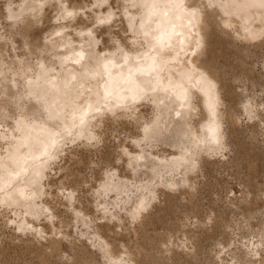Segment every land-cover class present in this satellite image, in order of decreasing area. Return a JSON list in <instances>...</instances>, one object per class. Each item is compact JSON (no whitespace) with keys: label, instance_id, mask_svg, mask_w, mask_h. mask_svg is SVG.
<instances>
[{"label":"bare ground","instance_id":"obj_1","mask_svg":"<svg viewBox=\"0 0 264 264\" xmlns=\"http://www.w3.org/2000/svg\"><path fill=\"white\" fill-rule=\"evenodd\" d=\"M29 1L30 0H23L25 5L28 6L27 8L31 10L32 14L26 15L24 19L18 20V22L16 21L14 23L6 24L9 30V33L7 34V39L11 41V51L9 52L7 48H5V50L3 51V54L0 55V229L4 228L5 226L6 228L7 226L9 227L8 223H10L12 224L14 229L17 230V233L19 232L18 233L19 235H23L24 233L26 234L31 233L35 237L37 236L39 239L46 241V244L43 243L42 244L43 246L41 245L42 248L44 249L43 250L44 256L42 254L43 258L41 260L43 259L51 260L52 259L51 261L53 262L58 261V260L61 262L62 261L64 262L67 260L68 264H71L72 260L82 257L81 256L82 254L80 255V252L78 253L77 250H81V252L83 250L82 253L84 256L90 255V253L86 254L85 252L86 250L85 246L87 245L91 246L92 252L95 253V255H99L103 259L104 258L103 257L104 246L118 245L122 250L126 252V258L129 264H145L147 262H149V264L150 262L152 264H159L158 261H160V258L158 257V255H154L153 253H150L149 251H152V250H148L149 247L146 250L142 249V247L145 244H147L145 243V241H147L148 244L150 242L151 245H152L151 242H153L150 239L152 237H150L149 234L146 235L147 234L146 225L149 223L148 221L153 220L152 216L154 217L155 211L158 213L160 212L154 209L156 207V203L157 202L160 203V201L162 200H165V201L169 200V197H171V196L169 197L167 196L168 198L162 199L163 197L162 198L160 197L159 190L163 192L162 196L163 195L166 196L167 193L164 192L166 190H162V189L166 188V189H170L171 191V189L175 190L177 188H180L179 186L181 185L184 186L185 184L183 183L185 181H188V180H185V178H187L186 174L188 172L196 173L197 171H200V169L202 171L203 170L202 168L204 167H202L201 165H204L205 163H210L212 161L211 158L213 157L216 158V156L218 157L219 154H222V152L225 151V149L227 150L228 146L231 145L229 143H233L234 141L237 140L238 142L237 141L236 142H237L238 150H239L237 151L240 152V149L242 148H239V144L243 142V141H240V136L242 135L241 134L242 128L245 124L243 123L242 125V122H241V119H243L242 116H244L242 115L243 113L246 115V117H248V120H250L249 124L246 125V127L250 125L249 127H247L249 128L247 129V131L249 130L248 132L250 133L251 138H252V140H249L250 142L252 141V143H250L251 148L249 147V144L247 146L250 149L245 148L244 145H247V144H244V143H243L244 145L241 144L243 145V148H245L244 149L245 153L251 152V153H248L249 156L247 154L246 156L244 153V156L249 158L252 155L250 157L252 159V162L250 158L248 159L247 162H251L252 166L254 167L256 166V164L258 165L256 161H259L258 159L264 157V144L262 145L261 144L262 141L260 142V140L262 139L260 140L258 139L259 141L258 140L256 141V136L253 135L254 128H257V130H259L262 127L264 128V119L260 118V111L257 110L258 107H255V104L253 105V111L255 112V116H256L255 119L251 118L252 112L245 110V106L248 104V97L249 95L252 96V94H250L247 89L248 85L246 87L244 83L243 84L239 83V85H237V88L234 86L236 85L235 82H240V81L245 82V80L247 79H250V80L251 78L254 79L255 71L253 70L252 67L248 69V67L244 66L243 67L244 72L246 73L244 76L240 74V77H241L240 78L239 75L235 74L237 76L234 77L235 75L233 74L234 75V76L232 75L233 77H228L227 73H219V68L217 67V58H216L217 47H218V43L220 42V39L218 37L220 36H224L226 39L229 38V40L234 44L232 46L233 47L236 46V48L240 49V51L242 52H245L252 46H255V47L261 46V48L264 47V40L259 38L261 33L264 32V24H261V20H262L261 10L258 8H251V7L244 6L242 3V0H237V4L235 6L229 3L228 0H225L223 6L219 8L218 10H216L215 12L209 9L208 12L210 13V15L205 16L204 12L200 11L197 13L196 17L189 16L187 11L182 12V11L175 9L171 5H166L165 3H163V0H160V2L155 3V4H153V0H108V4L106 5L101 4L96 7H93V5L97 4V0H92L91 3L86 2L84 3V5L82 4L72 5L73 9L80 10L82 13L79 16H74V19L75 18L77 19L78 17L79 20L80 19L86 20L88 26L92 25L94 18H109L110 17L109 23L104 24V25H96L95 27H93L92 35L89 36L88 35L89 27H86V25L81 26L79 24L78 27L73 26L72 28L73 24L71 25V23H73L76 19L74 20L72 18L74 21L71 22L70 24L68 21L64 22L63 19L62 20L58 19V17L60 16L59 5L62 2H64V0H57L58 1L57 6L55 7V11L57 12H55L54 14V17L56 20L52 21V19H49L52 28L48 30L47 32H45L44 35L39 39L35 35L36 29L38 28L40 29V27H42L45 24V21L48 22V20L46 19V13H45L46 8L48 6H52V3L55 0H40L39 2L37 0V1H34V3H30L31 1L30 2ZM189 2H192V0H189ZM195 2L197 4H200L202 0H195ZM7 10L9 12L10 17L17 16L15 15L16 13L10 4L7 6ZM225 13L228 14L227 19H225ZM223 23H231L233 27L230 29L224 28L222 26ZM119 24L120 26H117ZM74 25L76 26V24ZM115 26H117V28L119 27L120 29L119 28L118 29L121 30L123 34H118L119 30L117 31V34H116V32L114 31ZM245 28L249 29L250 33L255 35L257 38L256 39L245 38L248 35V33L244 31ZM56 33H61V35L57 36ZM119 33L121 32L119 31ZM4 36L5 34L3 35V37ZM100 36H102L101 37L102 42L100 41ZM19 39L21 40V42L19 41ZM181 41H183V43H181ZM100 43H102V46L104 47V51L101 50L99 46ZM33 46L36 47V52L32 51ZM242 49L245 51H243ZM53 51H56V52L53 53ZM177 51L179 52V57L176 59H173ZM248 52L250 53V51H247V53ZM22 53H24L25 55H22ZM76 53H81L83 55L84 60L82 61V63L89 69H91L93 66L92 64L89 63L90 57L94 58L93 63H95V60H99L102 63L105 57L113 61L116 66L109 65V71L111 72V78H109L107 75H105L103 79L99 77H87V78L82 77L80 74V66L72 63L73 60L78 58L75 55ZM193 53H195V55H193ZM125 55H127L128 57L127 63H125L124 61ZM25 56H27V58H25ZM239 56L241 57L242 55H239ZM29 57H36L37 59L32 61ZM161 58L164 61H167L166 64H162L165 71L161 75L170 76L173 80H178L181 76H183L184 73L188 72L189 69H192L194 70L196 74V79H202L205 86H207L208 82L214 85V89H213L214 95L218 100L217 121L219 123V129H220V144H216L212 142H202L199 145H196L193 141L189 140L187 132L180 131L179 127L177 126L176 124L177 118H175L174 116L170 118L169 110L172 107L171 105H168L167 109L163 111L162 116H161V108H164V105L151 104V103H145L147 104L146 105L147 107L145 106V104L143 105L144 108L146 107L145 109L139 106L140 109L138 107L137 111L133 113L131 117L127 113L118 114L116 117H110V114L104 111L106 107L108 108L112 107L111 101L106 102L103 98L106 79H111V81L114 84H118L119 87L127 89L128 87H130V85L125 83L123 78L128 77L129 72L131 71L132 78L133 80H135L136 77L138 76V73H136V69L142 68L145 70V75L141 77L140 79L144 81L152 79L155 82L156 76L149 75L148 69H149V66L152 65L153 59H156L157 62H159ZM242 58H244V55ZM26 59L30 62L24 63ZM240 62L243 64L244 60L243 62L242 61ZM36 64H44L45 68L49 71H47L45 74H42V72L34 66ZM245 64L246 63H244L243 65ZM262 73L260 76H262ZM241 75L243 76L244 79L242 78ZM73 76L76 77L75 80H72ZM257 76H259V74H257ZM253 79H252V82H253ZM260 79H262V77H260ZM163 82L166 84L167 79H165ZM192 82H195V81H189L187 83L190 84ZM253 86L255 87V85ZM9 92H11L13 95L9 96ZM6 99L11 101V103L6 104L5 103ZM154 99L165 100V94L160 93V95L158 97H154ZM37 100H40L41 102L37 104L36 103ZM81 102H85L86 105L91 104L93 108L101 109L100 114L95 116L94 119H88L86 117L89 125H95L94 129L88 128L87 131H85L83 128L79 126V112L77 111V109ZM165 104L167 105V100H165ZM197 108L198 110L190 115L189 117L190 122H188L185 125L187 128V131L191 132L193 137H196L198 135V129L204 124H206V122L209 119V112L207 108L206 98L202 97V103L200 106H197ZM201 108H202V111L199 110ZM45 109H48L49 111L54 109L56 113H59L61 117V121H62L61 127L62 128L67 127L72 132V136H68L67 134H62L63 138L61 137L56 138L58 141L56 147L49 149L50 156L33 159L31 157H38L39 153L35 151L29 152L27 144L32 143L37 137H39L40 139L45 138V133L42 132L41 130L42 126H44L45 118L47 115V112H45L44 116H42L41 112ZM74 112H75V119L73 118ZM153 114L160 117L163 121L166 122L162 124V128H165L166 132L161 134L159 141H153L152 143H150L149 147L146 149L141 148V150L135 153V155H142V158L133 161V160H129L123 155L124 149L127 147V145L124 144L123 143L124 141L122 142L120 139L121 143L119 142L120 143L119 145L121 146V149H120V152L116 160H118L117 162H121V160H123V163L121 162V166L122 164L125 165L126 167H124V169L125 168L128 169L127 171L128 173L127 172H126L127 174L123 173L124 171H121L119 169L121 167L119 165L120 163L118 164L120 167L117 164L111 167L110 169L112 172L111 176H107L105 174L104 169L102 171V174L104 175V177L102 176L101 177L103 178V180L100 179L99 183L96 184V187H95L96 189H94L92 193L95 197V203H96L95 204L96 209L94 210L98 209L100 212H102L101 213L102 217L98 216L99 219L101 218V220L94 221V219L96 218L93 215V213L91 212L92 215H89L90 213L88 214V212L85 211L87 210V208L85 210L82 208V204L85 205L84 202H82V204L79 205V207L75 206L76 205L75 203H78L79 201H81L79 200L76 202V199L78 198L80 199L79 196L78 198L63 199L64 196H62V193L65 196L68 193H76V190L80 188L78 186H82L84 183H86L87 180H90L89 179L90 176L87 177V180H84V178H81L80 175L76 176L75 172H72L71 170V167L74 165L73 164L74 161L73 163H71L73 164L72 166L70 165L69 162L72 161L73 159L76 160V156L83 155V154L77 155L78 154L76 153L77 149L73 150V152L71 151V154L68 153V160L66 161L67 162L66 164L65 162L63 166L61 163H60L61 165L59 164L60 167L58 166V168H61L60 171L61 173H63L62 175L63 177L59 179V182H58L59 185L53 186L56 184L52 185L50 183L51 173L49 174V170L52 171L55 165L58 164L59 160L63 159L62 156L64 154V151L66 150V148H68L67 146H69L70 143L73 144L75 142L78 143L81 141L82 146H79L80 144L76 146H71L73 148L78 147V150L87 149L86 151H88L91 149V147L94 150L93 148L94 146L98 150H103V147L106 144V141H105L106 138L104 140V136L108 134V133L105 134V132H107L106 130L109 129L110 126H113L111 125L112 124L111 122L121 121L122 125L123 123L124 125H126L125 123L127 122L129 125L131 124L132 126H134L136 128V129L134 128L136 131L137 126L146 119V116H152ZM137 115L139 116V119L136 118ZM4 116H8L9 119L5 120ZM246 122L248 123V121ZM74 123L77 125V127H72ZM108 124H110V126H108ZM117 124L119 127L120 123H117ZM122 125H120V127H124L125 129V126L124 125L122 126ZM263 128L261 129V132ZM132 130L133 129L130 128V131ZM89 132H91L92 135H95L98 138L97 143L93 144L90 141V139L88 138ZM110 133L109 135L111 136L112 133L111 134ZM244 134H247V133H244ZM261 134H263L264 136V130ZM199 135L202 137L203 133H199ZM258 135L260 138L261 135L260 134ZM243 136L245 135H242V137ZM247 137H249V135ZM229 138L231 140L233 139L234 141L232 140L233 142L232 141L230 142ZM132 139H137V137H135L134 135V132L132 135ZM103 141L105 144L102 143ZM19 145H25V146L18 148ZM107 147H106V152L108 150ZM168 147L171 150L165 149ZM231 149L229 150V152L231 151ZM84 151H82V153H84ZM128 151L131 152L132 149L128 148ZM100 153L102 152L100 151ZM108 153H111V151ZM237 153H234V155ZM106 154L107 153H105V155ZM242 154H240L242 157V160L246 161L247 158L244 160V157ZM65 155H67V153ZM106 156L108 157L110 156V154ZM111 156H112V153H111ZM237 156L236 157L234 156L235 159H238ZM107 157H106L105 163L103 162L104 160H102L103 164L109 163L108 162L109 158ZM253 157L255 158L253 159ZM113 158H111L112 160H109V161H113ZM81 159H82L81 157L80 159L77 157L78 161ZM99 159L101 160V158ZM218 160L221 161L222 159H218ZM240 160L239 159L234 160L232 158L230 160L232 162H229V163H233V162L240 161ZM91 161L94 162L96 160L91 159ZM214 161H212V163H214ZM225 161H227V159ZM260 161H263V158ZM75 164H76V161H75ZM239 164L237 165L239 166ZM245 164H248V163L245 162ZM259 164H261V162H259ZM240 165L243 166L244 162H243V165L242 163ZM249 165L251 166V164ZM238 166H235V167L237 168ZM250 166L248 168H250ZM259 166H258L257 172L259 171ZM94 167L95 169H97L96 168L97 164ZM246 168H247V165H246ZM252 168L253 167H251L249 171ZM88 169H91V167L90 168L88 167ZM75 171L77 172L79 170H75ZM253 171L255 172L256 170H253ZM142 172L146 174V176L144 175L146 178H144L143 176L144 180L140 178V174ZM9 173H12V175L10 176ZM250 174L252 173L249 172V176H251ZM256 175H258V173H256ZM262 175H263V172H262ZM249 176H248V179L251 180ZM253 176L255 178V174ZM258 176H256V179ZM254 178H252L251 181H253ZM245 179L247 178L242 177L241 180L245 181ZM256 179L254 181L255 183H256ZM168 180L170 181L168 182ZM195 180L197 179L195 178ZM250 180L249 182H251ZM69 181H71L73 184L72 185L67 184L69 185L68 187L66 183ZM51 182H52V179H51ZM71 182L69 183L71 184ZM95 182L97 181L95 180ZM190 182H193V181H190ZM195 182L192 184L194 185L196 184L195 187H197V185L199 184ZM246 182L247 181L243 183L239 182V184L240 183L245 184ZM260 182L262 184L264 181L263 182L259 181L257 184H260ZM253 184L249 183V186L251 185L253 189L255 187L256 189L259 188L261 192L255 193L257 190L251 189L252 187L251 186L248 187L247 184L245 185V188L244 186L242 187V185H240L242 187V189L241 187L240 189L243 190L244 188V190L242 192L239 190L241 192L240 196L235 195L236 202L238 200L237 205L232 203L233 200L231 202L232 203L231 205H236V208L239 209L237 210L238 214L239 212H241V214L243 215V217L242 216L241 217L244 219V221L247 222L246 223L247 226H249L248 221L250 219L252 220V218H254L255 220V217H257V221L259 219V226L257 225L256 228H255V225H253V223L252 224H250L251 222L249 223L250 224L249 229L251 227L252 234L253 233L258 234L260 233L261 229L264 228V187L260 188L257 186H262V185L254 186ZM51 185L57 188V191L53 190L54 194L50 190L51 188H53ZM129 185H131V187H128ZM183 186L181 188L185 187ZM133 188L136 190L135 193L132 192L131 190ZM187 188H189V186ZM192 188H194L193 185H192ZM48 189L51 192L48 191ZM184 189H186V187ZM191 190H189V193H188L189 195L193 194ZM190 191H191V194H190ZM21 192H23V196L25 198H21V195H20ZM82 193L88 194V192L86 193L82 192ZM82 193L81 195H83ZM48 195L51 196L50 200L47 199ZM112 195H115V196L112 197ZM110 196L111 198L109 199L108 197ZM192 197H194L195 199V196H192ZM185 198L186 196L184 197V200ZM187 198H186V201H188ZM81 199H84V198L81 196ZM189 199H193V198H189ZM194 199H193V202H196L198 200L197 196H196L197 200L195 201ZM61 200L62 201L65 200L66 205L68 206L69 204L71 206L70 207L71 211L67 209L68 213L73 212L74 213L73 218L76 219V222L81 221V223L87 227L86 230L89 229L88 227L93 226L92 224H95L94 225L95 227L94 228L92 227L93 231L92 233L90 232L91 234L87 233V231L85 232V230L83 231L82 229H81L82 231L79 232L81 233V235L83 236L85 235L88 238L87 241L84 240L86 242H89L85 246H83L84 245L83 242L79 244L78 246H76V243L72 242L75 239L71 240L69 238L72 232L69 234L70 230L68 231L63 228V227L67 228L66 226L70 224L71 218L69 220L67 219V216L69 215L68 214L65 215L67 212L65 213L66 209L64 207H63V209L65 210L64 212L62 211L61 213L60 212L61 210H59L61 214L57 213V210L62 205H64L62 204ZM170 200H172V198ZM178 201L179 200L177 199L175 202H178ZM189 201L191 204L193 203L191 202V200ZM141 202H143L144 210L139 211V212H134V210L137 209V207L141 204ZM167 202H165V204ZM178 203H179L178 205L180 206V204H182V200H181V203L180 201ZM172 204H171V207L174 206V204L177 206V203H174L173 205ZM198 204L197 202L196 204L194 203L195 206L193 207L195 211L197 208L196 206L199 207ZM83 207L85 208V206ZM166 207L163 209L164 211L166 210ZM214 207L211 209L214 211L218 210V209H214ZM218 207H219V204H218ZM231 207L228 209H231ZM160 208L161 206H159V210H161ZM236 208L234 206L233 209H236ZM168 209H171V208H168ZM173 209H176V207ZM179 209L180 208H178L177 210L178 212H179ZM233 209L229 212L227 211V215H229L228 213H231V215L234 214L232 213ZM177 211H175L174 213H177ZM214 211H211V212L214 213ZM95 212L96 211H94V213ZM100 212L98 214H100ZM163 212L161 210L160 213H163ZM168 212L171 213V211H166V213ZM216 212L217 214L212 218L213 219L211 222L212 224L209 223L211 226L209 229H204L203 224L201 225L200 223H198L202 219L200 220L197 216V219L195 221H197L198 224H194V226L197 227V225L199 226V224L200 226H202L203 229L202 228L200 229L201 234H199V231H197L198 227L196 231L194 227L195 232L193 231V233H190V231L192 230H190L189 228L190 230L189 231L187 228L186 229L183 228L186 226H183L182 229L180 230V233H182L183 237L182 236L180 237V235H178L176 239L175 236L177 235V232H179V229L175 227L176 225H174L175 224L174 223L173 224L174 226L172 225L173 228L175 227V229L178 230L177 232L175 231L176 235L173 236L170 233L169 235L167 233L162 234L161 232L162 235L160 234L158 235V236H161V239H159L160 237H158V239L160 240L159 241L160 244L158 245L159 242L154 243L155 241H157L156 240L157 238L155 239L153 237L155 239V241L153 242L154 244L153 247L155 246V244L158 245L157 248H159L161 245L162 247L161 250L160 248L158 249L160 250V252H162V254L160 253V255H163L164 257L165 256L170 257L172 260L177 259L176 262L178 263L180 261V260L178 261V259L180 258L178 257V255H181V254L182 255L185 254L186 256L190 255V257H194L193 258L194 260L195 259L198 260L199 258H197L198 257L197 255H199L198 253L199 251H201L200 250L201 248H199V245L201 243L200 238H199L200 235L201 236L205 235V236H208L209 238L211 237L212 239L213 238L218 239L219 238L218 235H220L221 238L218 240V242L221 245V248L218 249L216 253L214 252L215 249L212 248L213 252L215 253V255L213 256L214 258L216 255L219 256L218 258L220 259V264H225V260L222 256L223 250H227V255L230 257V259L227 261V264H236V262L241 260V254H243V264H251L252 261H255L256 264H261V259H260L258 250L252 249L253 251L257 252V255L255 256L249 255V249L251 248V245L252 244L259 245L260 243L259 239H257L256 236L254 235L252 239L249 236H246L245 234L239 233V231L242 232L243 229H241L237 231V233L238 235L242 234V236H239L238 238H236L237 239V240L235 239L237 241L236 242L234 240L235 237H233L230 234L232 233L231 231H233L231 230L232 229L231 225H233V223L230 222L231 219L225 218L226 220H228L229 222L228 223L224 218H222V214H220L221 211L220 212L216 211ZM223 212L224 211H222V213ZM212 213L210 215L215 214V213L214 214ZM190 214H193V213H190ZM174 215L177 216V214H174ZM90 216H94V217L91 218ZM185 216H188V215H185ZM185 216L183 217L182 215L183 217L182 221L186 218ZM234 216L236 215L234 214ZM238 216L239 215H237V218ZM52 217H55V219L53 220ZM209 217H212V216H209ZM43 218L48 220L47 224L41 221ZM155 218L157 217L155 216ZM56 219L58 221L57 224L61 225L60 227L55 223ZM236 219L234 221L235 224H236ZM241 220L242 219H240L239 222ZM124 221L128 222L129 224V225L127 224L126 227L124 226L125 231L129 236L130 234H133L135 236V240L137 241L138 239V242H139V240L142 237L140 235L141 237L140 238L138 235L141 234V232L144 235V233L146 232L145 236L150 237L149 240L145 239L144 241L145 244L143 246H140L141 244L139 243H138L139 245L135 243V245L129 246V243H130L129 241L131 240L132 242L133 240V239L129 240V238L127 239L128 242L126 240L128 244L124 242L125 240L123 242L120 241L121 239L117 240L118 239L117 235H119L118 237H120V235L124 233L125 231L119 234L120 231H118V229L116 228L118 226H121L124 223ZM101 222L106 224L105 228L101 226L102 225ZM97 223H100V224L98 225ZM201 223L205 224V222H201ZM176 224H179V223H176ZM182 224L183 223H181L180 226L179 225L177 226L181 228ZM238 224L235 226V228L237 226L238 228L240 227ZM241 224H242V221H241ZM110 225H113V227H111ZM29 226H31V229H29ZM170 227H171V224H170ZM61 228L62 230H60ZM148 229H149V226H148ZM244 229L246 228L244 227ZM167 230L169 229L167 228L166 231ZM151 232L153 233V231ZM156 232H158V230H156ZM175 232H173V234ZM243 232L246 233L245 230H243ZM17 233L15 235L16 237H17ZM53 233H55V241L53 239ZM154 234L156 236V233ZM232 234L236 235V233H232ZM61 236H63L62 241L60 240ZM9 237L11 238L12 236H9ZM9 237H7L8 240L10 239ZM21 237L22 236H19V238ZM42 237H46V238H42ZM121 237H124V236H121ZM3 238H2V241H3ZM25 239L24 241H26ZM202 239L203 238H201V241ZM208 239H207V242H208ZM242 239H245L246 242H242L243 241ZM251 239L253 240L252 243H251ZM29 240H27L26 242H28ZM21 241L19 242L21 243ZM64 241L65 242L68 241V243L70 242L69 244H71V250L73 251V252L71 251L72 252L70 254L71 257L66 255L69 258H65L64 254L61 253V249L63 248L62 244ZM19 242H18V245H20ZM8 243L7 245H10ZM23 243L24 242H22V244ZM231 243H233L234 245L232 246ZM66 244L64 243V245ZM219 244H216L215 246H219ZM25 245L27 246L30 244H24V246ZM229 245L232 246V248H230ZM11 246H13V243L12 245H10V247ZM36 246L34 245V247ZM81 246L85 248H82ZM147 246L148 245L144 246V248H146ZM200 246L203 247V245H200ZM89 247H87V249H89ZM36 248L39 249V246ZM42 248L40 250H42ZM3 249H4V246H3ZM3 249L0 251V254L1 252H3ZM26 249L27 248H25V251H27L29 247L27 250ZM37 249L36 251L34 250L36 252L34 254H36L37 257H42L40 256V254L37 255ZM9 251H12V250H9ZM28 251H30V253H33L31 252L30 249ZM13 252L16 253V250L14 251L13 249ZM13 252L11 253L8 252V255L9 253L12 254ZM4 254L5 252H3V255ZM13 255L12 257L15 256ZM95 255H91V258H92L91 261L93 259L95 260V257H96ZM202 255L204 254L202 253L201 256ZM93 256L95 257L93 258ZM53 258L57 260H53ZM9 260L6 259V261H3V258H1L0 264H9L8 262ZM191 260L190 262L194 263V260L193 261ZM91 261L88 263H86L87 262L86 261L85 264H89L91 263ZM28 262L29 261H25V264ZM49 262L50 261H48L47 264H49ZM23 263H24V260L22 263H19V264H23ZM93 263L96 264L95 262ZM101 264H103V260ZM194 264H196V262Z\"/></svg>","mask_w":264,"mask_h":264},{"label":"rangeland","instance_id":"obj_2","mask_svg":"<svg viewBox=\"0 0 264 264\" xmlns=\"http://www.w3.org/2000/svg\"><path fill=\"white\" fill-rule=\"evenodd\" d=\"M31 1V2H30ZM29 2L30 3H34V1H37V0H30ZM40 0H38V2H39ZM25 2V1H24ZM23 2V0H0V37H3V35L4 34H8L9 33V30H8V28H7V25L6 24H10V23H14V22H18V20H21V19H24L25 18V16L26 15H30V14H32V12H31V10L29 9V8H27L28 6L27 5H25V3ZM57 0H55L53 3H52V6H48L47 8H46V19L48 20V22H46L45 21V24L42 26V27H40V29L38 28V29H36V33H35V35L40 39L43 35H44V33L45 32H47L48 30H50L51 28H52V26H51V24H50V21H49V19H52V21H55L56 19H55V17H54V14H55V12H57V11H55V7L57 6ZM86 2H88V0H85V1H83V0H72V5H84V3H86ZM11 5V7H13V9H14V11H15V15H17V16H13V17H10V15H9V12H8V10H7V6L8 5ZM22 15V16H21ZM11 18V19H10ZM73 19H74V17H72ZM72 18H70V20H64V22H66V21H68L69 22V24L71 23V22H73L74 20L72 19ZM60 20H62V19H60ZM78 21V22H77ZM67 22V23H68ZM73 24V25H72ZM74 24H76V26L74 25ZM78 24V25H77ZM79 24L81 25V26H85V25H87V21L86 20H79V18L77 17V19L73 22V23H71V25H72V28H73V26L74 27H78L79 26ZM117 26H120V24L119 25H117ZM117 26H115L114 27V31L116 32V34H117V31L120 29L119 27V29L117 28ZM117 29V30H116ZM119 31L121 32V33H119ZM118 31V34H123L122 33V31L121 30H119ZM125 34V33H124ZM102 36H100V41L102 42V38H101ZM219 39H220V42L218 43V47H217V52H216V58H217V67L219 68V73H227L228 75V77H233L235 74H237V75H239V77H240V74H242L243 76L246 74L245 72H244V66L245 67H248V69L250 68V67H252L253 68V70L255 71L254 73H255V77H254V79L253 78H251V80L250 79H247V80H245V82H235V84L236 85H234L236 88H237V85H239V83L241 84H243L244 83V85L247 87V85H248V87H247V89H248V91H249V93L250 94H252V96L251 95H249V97H254L255 98V101L257 102L256 104H255V107H258V103H261V97H264V47H262L261 48V46H257V47H255V46H252V47H250L248 50H243V51H245V52H242V51H240V49H237L236 48V46H232V45H234L230 40H229V38H225L224 36H220V37H218ZM19 41L21 42V40L19 39ZM100 48H101V50L102 51H104V47L102 46V43H100ZM251 49V50H250ZM64 51V50H63ZM247 51H250V53L248 52L247 53ZM54 52H56V51H53V53ZM240 52H242V53H240ZM254 52V53H253ZM244 53V54H243ZM239 55H242L241 57L239 56ZM243 55H244V58H242L243 57ZM262 55V56H261ZM239 56V57H238ZM246 56V57H245ZM252 57V58H251ZM25 58H27V56H25ZM32 61L33 60H36L37 58L36 57H29ZM242 58V59H241ZM259 58V59H258ZM243 60H244V63H246L245 65H243L240 61H242L243 62ZM246 61V62H245ZM255 62V63H254ZM256 62H257V64H256ZM253 64V65H252ZM247 65V66H246ZM255 67V68H254ZM243 68V69H242ZM263 68V69H262ZM233 71H235V72H233ZM263 72V73H262ZM253 73V74H254ZM259 74V76L261 75V73H262V76H260V77H262V79H260V77L259 76H257V74ZM234 74V75H233ZM233 75V76H232ZM237 75H235L234 77H236ZM241 75V76H242ZM243 76H242V78H243ZM257 77V78H256ZM259 77V78H258ZM241 78V77H240ZM257 80H256V79ZM244 79V78H243ZM252 79H253V82H252ZM258 79H259V81H258ZM262 80V81H261ZM252 83H251V82ZM256 81V82H255ZM259 82V83H258ZM261 83V84H260ZM263 83V84H262ZM257 84H259V85H257ZM251 85V86H250ZM253 85H255V87L253 86ZM263 85V86H262ZM259 86V87H258ZM253 89V90H252ZM261 89V90H260ZM254 91V92H253ZM259 97V98H258ZM260 101V102H259ZM144 105V104H143ZM141 106V108L143 107V109H145L147 106V104H145V108H144V106ZM139 109H140V107H139ZM242 115H244V116H242V118L243 119H241V122H242V125H243V123H245L244 124V126H243V128H242V135H245V136H243L242 137V135L240 136V141H243L241 144H247V145H244L245 146V148H247V149H250L251 148V146H250V143H252V141L250 142L249 140H252V138H251V135H250V133L247 131V129H249V128H247V127H249V126H247L246 127V125H248L249 124V122H250V120H248V117H246V115L243 113ZM246 121H248V123L246 122ZM110 123V122H109ZM112 124L111 125H113V126H110V124H108V126H110L109 127V129H107L106 131L107 132H105V134L106 133H108V134H106L105 136H107V137H105L104 135V140H105V138H106V144L104 143V141L102 142L103 144H105V146L103 147V150H105V151H103V150H98V149H96L95 148V146L93 147L94 148V150L92 149V147H91V149L90 150H88V151H86L85 149V151L82 149V150H78V147L77 148H73V147H71V146H76V145H79V146H82V142L80 143V142H75V143H73V144H69V146H67L68 148H66V150L64 151V154H63V159H61V160H59V162H58V164H56L55 165V167H54V169L51 171V170H49V174L51 173V177H50V183L53 185V184H56V185H53V186H57V185H59L58 184V182H59V179L60 178H62L63 176V173H61V171H60V169L61 168H58V166H59V164L61 163L62 164V166H63V164H64V162H65V164L67 163L66 161L68 160V153H70L71 154V151L73 152V150H76L77 149V151H76V153H78L77 155H82V156H76V160L75 159H73L72 161H70L69 163H70V165L72 166L73 164V166L71 167V170H72V172H75V175L76 176H79L80 175V177L81 178H84V180H87V177L88 176H90V177H92V178H90L89 177V179L90 180H87L86 181V183H84L83 185H85V186H78V187H80L78 190H76V193L78 194V196L80 197V199L78 198V199H76V202L77 201H79V200H81V201H79L78 203H75L76 205L75 206H78L79 207V205H81L82 204V202H84L85 203V205L84 204H82V208L85 210L86 208H87V210H85V211H87L88 212V214L89 215H92V213H93V215L95 216V218L96 219H94V221H96V220H101V218L99 219V217L98 216H100V217H102V212H100L98 209L97 210H94V209H96V203H95V197H94V195L92 194L93 193V191H94V189H96L95 187H96V184H98L99 183V181H100V179H98V177H104V175L102 174V171H103V169H101V167H100V164L102 163V160H104L103 162L105 163V160H106V155H109L110 154V156H111V153H112V156L110 157V156H108L107 158H109L108 159V162H109V160H112L111 158H113V157H115V158H113V162H114V165H118L119 163V165L121 166V162L123 163V160H121V162H117L118 160H116L117 159V157H118V154H119V152H120V149H121V146L119 145L120 143H121V141L124 143V144H126L127 145V143H128V141L130 140V139H132V135H133V132H135V127L134 126H132L131 124L129 125L127 122L125 123L126 125H124V123H123V125L125 126V129H124V127H120V125H122V122L121 121H113V122H111ZM114 123V124H113ZM116 123V124H115ZM117 123H120L119 124V127H118V124ZM117 127H116V126ZM122 125V126H123ZM115 129H114V128ZM128 127V128H127ZM262 127V126H261ZM106 128V127H105ZM112 128V129H111ZM123 128V129H122ZM130 128L131 129H133L132 131H130ZM135 128V129H134ZM263 128V127H262ZM262 128H258L259 130H257V128H254V133H253V135H255L256 136V141L259 139H262V140H260V142L262 141V142H264L263 141V134H261L262 132H263V130H264V128H263V130H262V132H261V129ZM113 130V131H111V130ZM110 130V131H109ZM125 130H127V131H125ZM244 130H245V132H244ZM109 131V132H108ZM260 131V132H259ZM112 134H111V133ZM126 132V133H125ZM259 132V133H258ZM109 133L111 134V136L109 135ZM244 133H247L248 135H249V137H247L248 135L247 134H244ZM260 134L261 136H260V138H259V135L258 134ZM131 134V135H130ZM257 134V135H256ZM127 135V136H126ZM247 135V136H246ZM254 136V137H255ZM245 137V138H244ZM262 137V138H261ZM242 138H244V139H242ZM248 138V139H247ZM250 138V139H249ZM120 139H121V141H120ZM107 140H108V142H107ZM233 140V139H232ZM230 138H229V141L231 142L232 141ZM246 140H247V142H246ZM258 140V141H259ZM229 141H228V143H229ZM234 141V140H233ZM232 141V142H233ZM237 141V140H236ZM236 141H234L233 143H229V144H231V145H229L230 146V148H229V146H228V148H227V150L225 149V151H223L222 152V154H219L218 155V157L216 156V158L215 157H213V158H211V160L212 161H214V163H212V161L210 162V163H203L204 165H201L202 167H204V168H202L203 170V172L201 171V169H200V171H197L196 173H193V172H188L187 174H186V177L187 178H185V180H188V181H185L183 184H185L184 186L186 187V189H184L185 187L183 186V185H181V186H179L180 188H177V189H171V191H170V189H166V188H164V189H162V190H166V191H164L165 193H167L166 194V196H162V193L163 192H161V190H159L160 191V197L162 198V199H166V198H168L169 196H171V197H169V200H162V201H160V203L159 202H157L156 203V207L154 208L155 210H157V211H160L161 212V210H162V212L164 211L163 209L166 207V210L164 211L165 212V214H164V212L163 213H158V212H156L155 210V215H154V217L152 216V218H153V220H151V221H148L149 223H151V224H147L148 226H149V229H148V226L146 225V227H147V234H146V232L144 233V235H143V233L141 232V234H139L138 236L140 237V235H141V239L139 240V242H138V239H137V241L135 240V236L133 235V234H130V236L126 233V231H125V227L127 226V224H128V222H126V221H124V223L121 225V226H125L124 228L123 227H121V226H118L116 229H118V231H120L119 232V234H121V232H124V233H122L121 235H120V237H118L119 235H117V240H119V239H121L120 241L121 242H123L124 240V242H126V240L129 238V240L130 239H133L132 240V242H131V240L129 241L130 243H129V246L130 245H135V243L137 244V245H139V244H141L140 246H143L145 243H147V244H145L144 246H146V245H148L146 248H144V246L142 247V249H147L148 247V250H152V251H149L150 253H153L154 255H158V257L160 258V261H158L159 262V264H187V262H188V264H192L193 262H190V260L191 261H193L194 259V257H190V255H188V256H186L185 254H181V255H178V257H180L179 259H178V261H179V263L178 262H176V260L177 259H173V260H175V261H173L170 257H164L163 255H160V253L162 254V252H160V250H161V245H160V250H158L159 248H157V246L160 244V240L159 239H161V236H158L159 234L160 235H162V234H165V233H167L168 235H169V233L170 234H172L173 236H175L176 235V232L178 231L177 229H179V232H177V235L175 236L176 237V239H177V236L178 235H180V237L182 236V233H180V230L182 229V227L183 226H186V227H183V228H187L188 230H189V228H190V230H192V231H190V233H193V231H194V224H198V223H200L201 225L203 224V227H204V229H209L211 226H210V224L209 223H211L212 222V218L217 214V212L216 211H221L220 212V214H222V218H229V219H231L230 220V222L231 223H233V225H231L232 226V229L231 230H233V231H231L232 233H236V235L235 234H232V233H230L233 237H235L234 238V240L236 239V238H238L239 236H242V234H245L244 232H243V230H245V232L247 233V235L246 236H249L250 238H252L253 239V234H252V232H251V227H250V229H249V226H250V224H252L253 223V225H255V228H256V226L258 225L259 226V219H258V221H257V217H255V220H254V218H252V220L250 221H248L249 223H248V225L249 226H247V222L246 221H244V219L242 218L243 217V215L241 214V212H239V214H238V211L237 210H239V209H237L236 208V205H237V203H238V200H237V202H236V196H240L241 194V192L244 190V188H245V185L247 184V186L248 187H250L249 186V183H251V184H253L254 186H257V185H262V186H257V187H260V188H263L264 187V168H262V167H264V157H262L263 158V161H260L262 158H260V159H258L259 161H256L257 163H258V165L256 164V166L254 167V166H252V159L250 158V160H251V162H247L248 161V157H246L247 155H248V153H251V152H246L245 153V148H243V145H241V144H239V148H242V149H240V152H238L239 150H238V145H237V142ZM248 141H249V143H248ZM120 142V143H119ZM236 142V143H235ZM246 142V143H245ZM261 142V144L263 145L264 143H262ZM114 143V144H113ZM101 144V143H100ZM102 144V145H103ZM248 144H249V147H247L248 146ZM101 145V146H102ZM107 145H108V147H107ZM237 147H236V146ZM113 146V147H112ZM233 146V147H232ZM106 147H107V152H106ZM72 148V149H71ZM110 148V149H109ZM117 150H116V149ZM161 148H163V147H161ZM232 148V149H231ZM235 148V149H234ZM165 149H167V150H171V149H169V147L168 148H165ZM231 149V151L229 152V150ZM247 149H246V151H247ZM112 150H116L117 151V153H116V151L114 152V151H112ZM234 150V151H233ZM239 153V155H238V153L236 152V151ZM82 151H84V153H82ZM89 151H91V152H89ZM98 151V152H97ZM100 151L103 153V155L105 156V158H104V156L102 155V153H100ZM111 151V153H108V152H110ZM233 151V152H232ZM242 151H244V152H242ZM88 152V153H87ZM95 152V153H94ZM114 152V153H113ZM168 152V151H167ZM228 152V153H227ZM67 153V155H65ZM81 153V154H80ZM100 153V154H99ZM105 153H107L106 155H105ZM234 153H237V154H235L234 155ZM243 153V154H242ZM244 153H245V155L246 156H244ZM69 154V155H70ZM116 154V155H115ZM229 154H230V156H232V157H230L229 156ZM240 154H242L243 155V157H244V160L246 159V161H243L242 160V157H241V155ZM103 156V158H102V156ZM114 155V156H113ZM222 155V156H221ZM239 157H238V156ZM98 156V157H97ZM220 156V157H219ZM229 156V157H228ZM237 156V158L241 161H236V162H233V163H229V162H232V161H230L232 158L234 159V160H238V159H235V157ZM249 156V155H248ZM256 156V155H255ZM61 157V158H62ZM77 157L80 159V157L82 158L81 160H77ZM94 157V158H93ZM97 157V158H96ZM67 158V159H66ZM99 158H101V160L99 159ZM255 157H253V159H254ZM65 159V160H64ZM91 159L92 160H96V161H94L96 164H97V169H95V167L94 166H96V164L93 162V161H91ZM218 159H222L221 161L220 160H218ZM227 159V161H225ZM90 162H88V161ZM116 162H115V161ZM229 160V161H228ZM249 160V161H250ZM73 161H74V163H73ZM75 161H76V164H75ZM78 161V162H77ZM100 161H101V163H100ZM120 161V160H119ZM86 162H88V163H86ZM99 162V163H98ZM216 162V163H215ZM222 162H224V163H222ZM225 162H227V163H225ZM243 162H244V165H243ZM245 162L246 163H248V164H245ZM259 162H261V164L263 165H261V164H259ZM263 162V163H262ZM71 163H73V164H71ZM92 163H94V164H92ZM242 163V165L243 166H241L240 164ZM60 164V165H61ZM212 164V165H211ZM230 164V165H229ZM232 164H233V166H232ZM237 164H239V166L237 165ZM249 164H251V166L249 165ZM118 165V166H119ZM128 165V164H127ZM209 165V166H208ZM246 165H247V168H246ZM250 166V168L251 167H253L252 169L253 170H256L255 172L252 170H250L249 171V169L250 168H248L249 166ZM262 166V167H260V166ZM99 166V167H98ZM119 166V167H120ZM230 166V167H229ZM234 168H232V167ZM235 166H238L237 168L235 167ZM241 166V167H240ZM258 166H259V171L257 172V170H258ZM60 167V166H59ZM76 167V168H75ZM88 167L90 168L91 167V169H88ZM94 167V168H93ZM124 167H126L125 165H123L122 164V166L119 168L121 171H124L123 173H126L127 171H128V169H124ZM240 167V168H239ZM100 168V169H99ZM206 168V169H205ZM240 170H239V169ZM256 168V169H255ZM82 169V170H81ZM94 170V172H95V174H94V172H93V170ZM235 169H237V170H235ZM248 169V170H247ZM75 170H79V171H75ZM90 170V171H89ZM126 170V171H125ZM210 170V171H209ZM236 172H235V171ZM244 170V171H243ZM260 170H262V171H260ZM88 171V172H87ZM205 171V172H204ZM209 172V173H207V172ZM80 172H81V174H80ZM201 172V173H200ZM249 172H251L252 174H250L251 176H249ZM254 172V173H253ZM260 172V173H259ZM262 172H263V175H262ZM77 173H79V174H77ZM84 173V174H83ZM128 173V172H127ZM126 173V174H127ZM205 173H207V174H205ZM237 173V174H236ZM256 173H258V175L261 177H259L258 175H256ZM56 174V175H55ZM197 174V175H196ZM202 174H204V175H202ZM236 174V175H235ZM246 176H245V175ZM247 174H248V176L251 178V180H252V178H254V174H255V178L253 179V181H251L250 179H248V176H247ZM55 175V176H54ZM58 175V176H57ZM86 175V176H85ZM130 175V174H129ZM146 176V174L145 173H141L140 174V178L141 179H143L144 180V178H146L145 176ZM239 175H240V177H239ZM244 175V176H243ZM262 175V176H261ZM59 176H61V177H59ZM85 176V177H84ZM143 176H144V178H143ZM256 176H258L257 177V179L258 178H260V179H258V181H257V179H256ZM58 177V178H57ZM242 177L243 178H247V179H245V181H247L245 184H242L243 182H245V181H242L241 179H242ZM54 178V179H53ZM86 178V179H85ZM95 178V179H94ZM195 178L197 179V180H195ZM237 178V179H236ZM241 178V179H240ZM51 179H52V182H51ZM93 179V180H92ZM199 179V180H198ZM255 179H256V183L254 182L255 181ZM95 180L97 181V182H95ZM239 180V181H238ZM244 180V179H243ZM249 180L251 181V182H249ZM170 180H168V182H169ZM190 181H193V182H190ZM196 181V182H195ZM238 181V182H237ZM259 181H262L263 183L261 184V182H260V184H257ZM69 182H71V181H69ZM69 182H67L66 183V185L67 184H69V185H72L73 183L71 182V184L69 183ZM197 183V184H199V185H197V187H195L196 186V184L194 185V184H192V183ZM199 182V183H198ZM208 182V183H207ZM239 182H242V183H240L239 184ZM249 182V183H248ZM253 182V183H252ZM190 184V185H189ZM208 186H207V185ZM211 184V185H210ZM51 185V186H52ZM69 185H67L68 187H69ZM94 185V186H93ZM192 185L194 186V188H192ZM240 185H242V187L244 186V188H243V190H241L242 189V187L240 186ZM52 186V187H53ZM93 186V187H92ZM184 187V188H181V187ZM189 186V188H187ZM77 187V188H78ZM85 187V188H84ZM97 187H98V185H97ZM128 187H131V185H129ZM209 187V188H208ZM240 187H241V189H240ZM252 187V186H251ZM49 188V187H48ZM76 188V189H77ZM82 188V189H81ZM93 188V189H92ZM56 189V190H55ZM84 189H85V191H84ZM91 189V190H90ZM192 189V190H191ZM225 189H227L228 190V192L230 193V195L229 194H223L224 192H225ZM251 189H253V187L251 188ZM255 190H257L255 193H257V192H261L260 190H259V188L258 189H256V187L254 188ZM253 189V190H254ZM51 191H52V193L54 194V191H57V188L56 187H53V188H51L50 189ZM49 189H48V191H50ZM54 190V191H53ZM81 190H83V191H81ZM132 190V192H136V190L133 188V189H131ZM167 190H169V191H167ZM189 190H191L192 191V193L193 194H191V191H190V194L192 195V196H195V199H194V197H192L191 195H189L188 193H189ZM241 192H240V191ZM50 191V192H51ZM82 192H88V194L86 193V194H84V193H82L83 195H81V193ZM92 191V192H91ZM172 191H174V192H172ZM188 191V192H187ZM239 191V192H238ZM184 192V193H183ZM80 193V194H79ZM168 193H170V194H168ZM171 193H172V195H171ZM254 193V194H255ZM187 194V195H186ZM86 195H88V196H86ZM188 195H189V197H188ZM234 195V196H233ZM236 195V196H235ZM81 196L85 199H81ZM86 196V197H85ZM115 195H112V197H114ZM168 196V197H167ZM172 196H174V197H172ZM186 196V198H187V200L188 201H186V198H185V200H184V197ZM191 196V197H190ZM196 196H197V199H196ZM49 197V198H48ZM90 198H92V199H90ZM109 199L111 198V196L110 197H108ZM160 198V199H161ZM172 198V200H170ZM189 198H193L196 202H197V204L199 205V207L198 206H196L197 208H196V211L194 210V207L193 206H195L194 205V203L196 204V202H193V199H189ZM47 199L48 200H50L51 199V196L50 195H48L47 196ZM63 199H65V198H63ZM62 199V200H63ZM175 199V200H174ZM179 200L180 201V203H181V200H182V204H180V206L178 205L179 203V201L178 202H175L176 200ZM234 199H235V201H234ZM61 200V201H62ZM82 200H84V201H82ZM93 200H94V202H93ZM157 200H159V199H157ZM189 200H191V202H193L192 204L190 203V201ZM232 200H233V202H232ZM87 201H89V202H87ZM91 201V202H90ZM167 201H169V202H167ZM171 201V202H170ZM184 201H185V203H184ZM216 201V202H215ZM63 202H65V203H63ZM162 202V203H161ZM165 202H167L166 204H165ZM234 203V204H236V205H231L232 203ZM236 202V203H235ZM80 203V204H79ZM88 204V206H87V204ZM92 203H93V205H95V206H93L92 205ZM169 203H177V206L174 204V206L176 207V209H173V208H175L174 206H172L171 207V204H169ZM62 204H64V205H62L58 210H57V213H62V211L64 212L65 210L63 209V207L66 209V211H65V215H69V216H67V219L69 220L70 218H71V222H70V224L69 225H67L66 227L68 228H65V227H63L64 229H66V230H70L69 231V234L71 233V236H69V238L71 239V240H74V241H72V242H75L76 243V246H78L79 244H81L82 242H83V246H85L87 243H89V242H86L87 241V237L84 235H81V233H79L80 231H84L85 230V232L87 231V233H89V234H91L92 233V231H93V228L95 227L94 225L95 224H92L93 226H90V227H88L89 229L88 230H86L87 229V227L86 226H84L82 223H81V221H77L76 222V219L75 218H73L74 216V213L73 212H69L68 213V211H67V209H69V211H71L70 210V205L68 204V206L66 205V201L64 200V201H62ZM91 204V205H90ZM158 204H160V205H158ZM167 204H169V205H167ZM172 204V205H173ZM185 204V205H184ZM190 204V205H189ZM218 204H219V207H218ZM158 205V206H157ZM164 206V208H163V206ZM201 205V206H200ZM215 207H217V208H215ZM232 207H231V206ZM83 206H85V208L83 207ZM159 206H161V210H159ZM168 206H170V207H168ZM179 206V207H178ZM234 206H235V208L236 209H233L234 208ZM69 207V208H68ZM180 208L179 209V212L177 211L178 210V208ZM203 207V208H202ZM208 207V208H207ZM214 207V209H218V210H212L211 208H213ZM231 207V209H228V208H230ZM62 208V209H61ZM80 208H81V206H80ZM158 208V209H157ZM168 208H171V209H168ZM193 209V210H192ZM233 209V211H232V213H234L236 216H234V214H232L231 215V213H228L229 215H227V211L229 212V211H231ZM59 210H61L60 212H59ZM172 210H173V212H172ZM177 211V213H174L175 211ZM90 211V212H89ZM94 211H96L95 213H94ZM166 211H171V213H166ZM181 211V212H180ZM185 211H187V212H185ZM189 211H190V213H193V214H190L189 213ZM194 211V212H193ZM211 211H214V213H212ZM222 211H224L223 213L225 214H223L222 213ZM226 211V212H225ZM237 211V212H236ZM92 212V213H91ZM100 212V214H98ZM197 212V213H196ZM60 213V214H61ZM71 213V214H70ZM158 215H157V214ZM179 213V214H178ZM196 213V214H195ZM214 214V215H210V214ZM96 214V215H95ZM161 216H160V215ZM162 214H163V216H162ZM174 214H177V216L176 215H174ZM165 215V216H164ZM182 215H183V217L185 216V215H188V216H185L186 218V220H185V222H184V220L182 221ZM196 217H195V216ZM237 215H239L238 216V218H237ZM72 216V217H71ZM94 216H90L91 218L92 217H94ZM155 216L157 217V218H155ZM158 216H159V218H158ZM176 216V217H175ZM194 216V217H193ZM197 216H198V218L201 220V221H199L198 223H197V221H195L196 219H197ZM209 216H212V217H209ZM218 216V215H217ZM227 216V217H226ZM231 216H233L234 217V219H233V217H231ZM242 216V217H241ZM98 217V218H97ZM190 217V218H189ZM170 218V219H169ZM175 218V219H174ZM177 218V219H176ZM180 218V219H179ZM192 218V219H191ZM238 220H237V219ZM180 221H179V220ZM235 219H236V224H235ZM240 219H242L241 221H242V224H241V221L239 222V220ZM75 220V221H74ZM165 220H167V221H165ZM169 220V221H168ZM176 220H178V221H175ZM226 220V219H225ZM253 220H254V222H253ZM42 222H44L45 224H47V222H48V220H46L45 218H43L42 220H41ZM46 221V222H45ZM97 221V222H98ZM189 221V222H188ZM227 222H228V220H226ZM237 221H238V223H237ZM57 219L55 220V223L57 224ZM75 222V223H74ZM126 222V223H125ZM153 222V223H152ZM173 222V223H172ZM201 222H205V224L204 223H201ZM243 222H245V223H243ZM102 223V222H101ZM175 223V224H174ZM176 223H179V224H176ZM181 223H183L182 225H181V228L179 227L180 226V224ZM186 223V224H185ZM229 223V222H228ZM60 224V223H59ZM78 224V225H77ZM98 225L100 224V223H97ZM169 224V225H168ZM170 224H171V227H170ZM176 225L175 227L177 228V229H175V227L173 228V226L174 225ZM200 224H199V226L197 225V227H198V230L197 231H199V234H201V228H202V226H200ZM212 224V223H211ZM239 225L240 227L238 228V226L235 228V226L236 225ZM244 224V225H243ZM8 225H9V227L7 226V228H6V226L4 227V228H1L0 229V251L3 249V246H4V249H3V252H5V254L7 255H3V252H1V254H0V257L1 258H3V261H6V259H10L8 262H9V264H19V263H22L23 262V260H24V263L23 264H25V261H29L28 263H26V264H47L48 263V261H50L49 262V264H64V262L62 261H55V262H53V261H51V260H41L42 258H43V256H44V252H43V248H42V244L44 243V244H46V241H43V240H41V239H39L37 236L35 237L34 235H32L31 233L30 234H26V233H24L23 235H19L18 233H17V230L16 229H14V227L12 226V224H10V223H8ZM11 225V226H10ZM58 225V224H57ZM76 225V226H75ZM105 223H102V227L103 228H105ZM129 225V224H128ZM152 225V226H151ZM164 225H165V227H164ZM173 225V226H172ZM177 225H179V226H177ZM190 225V226H189ZM241 225H242V227L244 226L246 229H244V227L242 228L241 227ZM253 225H251V226H253ZM59 227L61 226V225H58ZM111 227H113V225H110ZM168 226V227H167ZM189 226V227H188ZM193 227V229H192V227ZM207 226V227H206ZM50 227V226H49ZM70 227H71V229H70ZM79 227V228H78ZM170 227V228H169ZM179 227V228H178ZM197 227H195V231H196V229H197ZM13 230H12V229ZM51 228V227H50ZM152 230H151V229ZM169 229V230H167L166 231V229ZM173 229V231H172V229ZM234 228V229H233ZM258 228V227H257ZM80 229V230H79ZM82 229V230H81ZM91 229V230H90ZM121 229V230H120ZM122 229H124V230H122ZM170 229H171V231H170ZM175 229V230H174ZM203 229V228H202ZM238 229V230H237ZM241 229H243L242 230V232L241 231H239V230H241ZM248 229V230H247ZM60 230H62V228L60 229ZM59 230V231H60ZM150 231V233H149V231ZM156 230H158V232H156ZM163 230V231H162ZM166 232H165V231ZM15 231H16V233H17V237L15 236L16 235V233H15ZM76 231V232H75ZM151 231H153V233L151 232ZM170 231V232H169ZM176 231V232H175ZM194 231V232H195ZM237 231H239V233H242V234H240V235H238V233H237ZM9 232V233H8ZM14 232V233H13ZM91 232V233H90ZM161 232H162V234H161ZM173 232H175L174 234H173ZM75 233V234H74ZM77 233V234H76ZM127 235H126V234ZM154 233H156V236H155V234ZM4 234H5V236H4ZM26 234V235H25ZM74 234V235H73ZM124 234V235H123ZM145 234L146 235H150V237H154L157 241H155V239L153 238H150V237H148V236H145ZM152 234V235H151ZM197 234H198V232H197ZM25 235V236H24ZM31 235H32V237H31ZM73 235V236H72ZM125 235H126V237H125ZM9 236H15V237H13V239H12V237L10 238ZM19 236H22L21 238H23V239H21V238H19ZM30 236V237H29ZM121 236H124V237H121ZM144 236V237H143ZM3 237H5V238H3ZM7 237H9L10 239V241L8 240V238ZM25 237H26V239H25ZM73 237H75V238H73ZM147 237V238H146ZM158 237H160L159 239H158ZM183 237V236H182ZM215 237H217V236H215ZM218 239H217V241H216V239L215 238H209L208 236H205V235H200V245H203V247L202 246H200L199 245V248H201L200 250L201 251H199V255L201 256V254L203 253L204 255H202L201 256V258H200V256L199 255H197L196 257L197 258H199L198 260L197 259H195L194 260V263L196 262V264H218V262H219V264H220V259L218 258L219 256L218 255H216L215 256V258H214V256L213 255H215V253H216V251H218V249H220L221 248V245L219 244V242H218V240L221 238L220 237V235H218ZM2 238H3V241H2ZM16 238V239H15ZM28 238V239H27ZM30 238H32V239H30ZM37 239V241H36V239ZM73 238V239H72ZM125 238V239H124ZM149 238L154 242V243H158V245H156L155 244V246L153 247V242H151L152 243V245L150 244V242H149V244H148V242L147 241H145V239H147V240H149ZM201 238H203L202 239V241L204 240L205 241V239L207 238H209L208 239V242H207V239H206V241L204 242H202L201 241ZM205 238V239H204ZM7 239V240H6ZM15 239V240H14ZM19 239H21V240H19ZM24 239L27 241V240H29L28 242H26V241H24ZM225 239V238H224ZM224 239H222V240H224ZM251 239V243H252V240ZM32 240V241H31ZM84 240H86V241H84ZM135 240V241H134ZM150 240V241H151ZM237 240V239H236ZM235 240V241H236ZM243 241L242 242H246V240L245 239H242ZM11 241H12V243H13V246H11L10 247V245H12V243H11ZM19 241H21V243L19 242V244L20 245H18V242ZM31 241V242H30ZM144 241H145V243H144ZM210 241V242H209ZM9 242V243H8ZM16 242V243H15ZM22 242H24L23 244H22ZM34 242V243H33ZM38 242H39V244H38ZM127 242H128V240H127ZM126 242V243H127ZM218 242V243H217ZM225 242V241H224ZM237 242V241H236ZM2 243H3V245H2ZM7 243L8 244H10V245H7ZM64 243L66 244V243H68V241H64L63 242V244H62V246H63V250L61 249V253H63L64 254V256H65V258H69V257H71L70 256V254L73 252L72 250H71V244H66V245H64ZM132 243V244H131ZM139 243V244H138ZM205 243V244H204ZM15 244H17V245H15ZM24 244H30V245H27L28 247H29V249L31 250V252H33V253H30V251H28L29 249H28V247L25 245L24 246ZM128 244V243H127ZM216 244H219V246H215ZM232 244V246L234 245L233 243H231ZM230 244V245H231ZM32 245V246H31ZM34 245L36 246V247H38L39 246V249H37L36 247H34ZM42 245V246H41ZM69 245H70V247H69ZM151 245V246H150ZM229 245V246H230ZM2 246V247H1ZM9 248H8V247ZM20 246V247H19ZM83 246H81L82 248H85L87 251H89V249H87V247H89L90 245H87V246H85V247H83ZM232 246H230V248H232ZM6 247V248H5ZM18 247V248H17ZM32 249H31V248ZM91 247V246H90ZM89 247V248H90ZM216 247H218V248H216ZM25 248H27L26 250L28 251H25ZM35 248V249H34ZM42 248V250H40ZM65 248V249H64ZM153 248H155V249H153ZM203 248H204V250H203ZM212 248H214L215 249V253L213 252V249ZM13 249H14V251L16 250V253H14L13 252ZM21 251H20V250ZM36 249H37V255L38 254H40V256H42V254H43V256L42 257H37L36 256V254H34V253H36L35 251H36ZM225 249H227V248H225ZM5 250V251H4ZM9 250H12V251H9ZM33 250V251H32ZM35 250V251H34ZM39 250V251H38ZM85 250V252H86V254H89L90 252H87ZM144 250V251H145ZM158 250V251H157ZM203 250V251H202ZM63 251V252H62ZM72 251V252H71ZM78 251V253L80 252V255L83 257L84 255H83V250H82V252H81V250H77ZM154 251H155V253H154ZM213 253H212V252ZM8 252H13L14 253V255H13V253L12 254H10L9 253V255H8ZM19 252V253H18ZM148 252V251H147ZM200 252H202V253H200ZM205 252V253H204ZM68 253V254H67ZM159 253V254H158ZM211 253V254H210ZM23 254V255H22ZM33 254H34V256H33ZM12 255L14 256V257H12ZM26 255V256H25ZM66 255H68V256H66ZM3 256V257H2ZM5 256V257H4ZM9 256V257H8ZM11 256V257H10ZM23 256V257H22ZM25 256V257H24ZM96 256V255H95ZM95 256H93V258L95 257ZM162 258H161V257ZM7 257V258H6ZM20 257V258H19ZM21 257H22V259H21ZM33 257H35V258H33ZM157 257V256H156ZM157 257V258H158ZM0 258V259H1ZM4 258H5V260H4ZM32 258V259H31ZM211 258H212V260H211ZM15 259V260H14ZM92 259V258H91ZM100 264H101V262H102V258L100 257ZM215 259V260H214ZM12 260V261H11ZM20 260V261H19ZM30 260H31V262H30ZM53 260H57V259H54L53 258ZM14 261H15V263H14ZM91 261V260H90ZM148 261V260H147ZM212 261V262H211ZM46 262V263H45ZM89 261H87L86 263H88ZM93 262H95L96 263V257H95V260L93 259L92 261H91V263H93ZM161 262V263H160ZM173 262V263H172ZM198 262V263H197ZM214 262V263H213ZM91 263H89V264H91ZM148 264H149V262H147ZM147 263H145V264H147ZM193 263V264H194ZM94 264V263H93ZM150 264H152L151 262H150Z\"/></svg>","mask_w":264,"mask_h":264},{"label":"snow or ice","instance_id":"obj_3","mask_svg":"<svg viewBox=\"0 0 264 264\" xmlns=\"http://www.w3.org/2000/svg\"><path fill=\"white\" fill-rule=\"evenodd\" d=\"M88 2L91 3L92 0H88ZM158 2H160V0H153V4ZM224 2L225 0H202L200 4H197L195 0H192V2H189V0H163V3H165L166 5H171L179 11H187L188 15L191 17H196L197 13L200 11H203L205 16H208L210 15V13L208 12L209 9L215 12L223 6ZM228 2L231 3L233 6L237 4V0H228ZM242 3L244 6L260 9L262 13L261 24H264V0H242ZM101 4H108V0H97V4L93 5V7L99 6ZM59 7L60 16L58 17V19L69 20L74 16H79L82 14L80 10L73 9L72 0H64V2L59 5ZM227 18L228 14L225 13V19ZM109 22L110 17L94 18L91 26L86 25V27H89L88 35H92V28L96 25H104ZM222 26L228 29L233 27L231 23H223ZM244 31L248 33L245 38H257L255 35L250 33L249 29L245 28ZM56 35L59 36L61 35V33H56ZM259 38L264 40V32L261 33ZM181 43H183V41H181ZM5 48H7L9 52L11 51V41L7 39V34H5L4 37H0V55L3 54ZM32 51L36 52L35 46L32 47ZM22 55L25 54L22 53ZM75 55L78 58L73 60L72 63L80 66V74L82 77H99L103 79L105 75H107L109 78H111L109 65H116L107 57H105L102 63L99 60H95V63H93L94 58L90 57L89 63L93 66L91 69H89L82 63V61L84 60L83 55L81 53H76ZM193 55H195V53H193ZM178 57L179 52L177 51L173 59H176ZM124 61L125 63L128 62L127 55H125ZM29 62L30 61H28L27 59L24 61V63ZM166 63L167 61H164L162 58L159 62H157L156 59H153L152 65L149 66L148 74L156 76L155 82L152 79H149L147 81L140 79L145 75V70L142 68L136 69V73H138V76L135 80H133L132 78L131 71L129 72L128 77L123 78L124 82L130 85V87H128L127 89L119 87L118 84H114L111 79H106L103 98L106 102L111 101L112 107H106L104 111L109 113L110 117H116L118 114L124 113H127L131 117L132 114L137 111L139 106H142L145 103H151L164 105V108H161L162 116L163 111L167 109L168 105H171L172 107L169 110L170 118L172 116L177 118V126L179 127L180 131L187 132L189 140L193 141L196 145H199L202 142H212L220 144V129L219 123L217 121L218 100L214 95V85L208 82L207 86H205L202 79H196V74L192 69H189V71L184 73L183 76H181L178 80H173L170 76L161 75L165 71L162 64ZM34 66L38 68L42 72V74H45L47 71H49L45 68L44 64H36ZM75 79L76 77L73 76L72 80ZM165 79H167L166 84L163 82ZM189 81L195 82L188 84L187 82ZM160 93L165 94V100H167V105L165 104V100L154 99V97H158ZM12 95L13 94L9 92V96ZM202 97L206 98L207 100L209 119L206 124H204L198 129V135L196 137H193L192 133L187 131L185 125L190 122V115L198 110L197 106L201 105ZM40 102V100H37L36 103L39 104ZM5 103L10 104L11 101L6 99ZM254 104H256L255 99L252 97H248V104L245 106V110L252 112V119L256 118L255 112L253 111ZM199 110L202 111V108ZM257 110L260 111V118L264 119V97H261V103H259ZM77 111L79 112V126L85 131H87L88 128L94 129L95 125H89L86 117L88 119H94L95 116L100 114L101 109L93 108L91 104L86 105L85 102H81ZM45 112H47V115L45 118L44 126H42L41 129L42 132L45 133V138L40 139L39 137H37L32 143L27 144L29 152L35 151L39 153L38 157H31L33 159L50 156L49 149L56 147L58 143L56 138H63L62 134L72 136V132L67 127H61L62 121L59 113H56L54 109L51 111L45 109L41 112V115L44 116ZM73 118L75 119V112L73 113ZM136 118L139 119V116L137 115ZM4 119L8 120L9 117L4 116ZM163 123L166 122L155 114H153L152 116H146V119L137 126V130L134 132V135L135 137H137V139H130L128 141L127 147L124 149L123 155L129 160L133 161L141 159L142 155H135V153L140 151L141 148H148L150 143H152L153 141H159L161 134L166 132V129L162 128ZM72 127H77V125L74 123ZM199 133H203V136L201 137ZM88 138L93 144L98 142V138L95 135H92L91 132L88 133ZM24 146L25 145H19L18 148ZM128 148H131L132 151L129 152ZM113 166V161H109L108 164H100L101 169L105 170V174L107 176L112 175L110 169ZM9 175L11 176L12 173H9ZM98 179L103 180L102 177H98ZM223 194L230 195L227 189H225V192ZM20 195L21 198H25L23 196V192H21ZM62 196H64L65 199L78 198L77 193H68L66 196L62 193ZM143 210L144 205L143 202H141V204L137 207V209L134 210V212H139ZM52 219L54 220L55 217H52ZM29 229H31V226H29ZM245 235H247V233H245ZM253 235L256 236L257 239H259L260 243L259 245H251V248L249 249V255H257V252L253 251L252 249L258 250L261 259V264H264V228L261 229L260 233H253ZM53 239L55 241V233H53ZM60 240H63V236L60 237ZM89 252L90 255L76 258L72 260L71 264H85L86 261L90 262L91 255H95V253L92 252L91 247L89 248ZM222 256L225 260V264H227V261L230 259V257L227 255V250L222 251ZM103 257V264H129L126 258V252L122 250L118 245L104 246ZM64 264H68V261L66 260ZM96 264H100L99 255H96ZM236 264H243V254H241V260L236 262ZM251 264H256V262L252 261Z\"/></svg>","mask_w":264,"mask_h":264}]
</instances>
